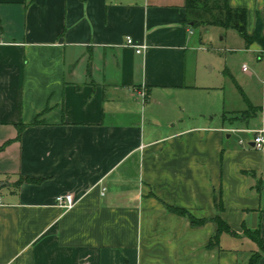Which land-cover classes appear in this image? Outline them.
<instances>
[{"label":"crops","instance_id":"crops-1","mask_svg":"<svg viewBox=\"0 0 264 264\" xmlns=\"http://www.w3.org/2000/svg\"><path fill=\"white\" fill-rule=\"evenodd\" d=\"M229 2L252 34L264 0ZM188 18L185 0H0V264H250L264 79L256 111L227 106ZM217 215L239 235L208 247Z\"/></svg>","mask_w":264,"mask_h":264},{"label":"rangeland","instance_id":"rangeland-1","mask_svg":"<svg viewBox=\"0 0 264 264\" xmlns=\"http://www.w3.org/2000/svg\"><path fill=\"white\" fill-rule=\"evenodd\" d=\"M196 36H202L198 52L199 74L209 78L220 93L225 92L227 106L249 108L245 94L254 104H260L263 93L259 85L264 79V66L259 61L258 51L250 49L244 37L234 28L218 24H200L194 27ZM247 65V71L242 67ZM252 88L254 93H240L238 87ZM264 180V179H263Z\"/></svg>","mask_w":264,"mask_h":264},{"label":"trees","instance_id":"trees-1","mask_svg":"<svg viewBox=\"0 0 264 264\" xmlns=\"http://www.w3.org/2000/svg\"><path fill=\"white\" fill-rule=\"evenodd\" d=\"M35 0H30L33 2ZM85 1V0H83ZM185 6L191 16L188 18L189 22H193L194 26L200 24L211 25L218 24L228 28H234L244 37L248 45L252 43H258L264 48V17L261 12L257 15V22L255 30L252 34L248 32V10L245 7H233L229 0H185ZM244 95V94H243ZM249 112L243 113L244 115L250 114V112L256 111L251 103ZM36 124L40 121H36ZM26 127L25 124L19 126V136L22 130ZM42 179H34L28 176H22L17 184L22 182H41ZM172 212L179 215L186 216L193 226L202 225L206 219L195 217L188 210L179 207L169 206ZM217 224V231L212 236L208 247H213L219 244V238L222 233H230L232 235H239L236 231L219 216L214 218ZM244 235L254 241L259 246V251L255 252L250 264H255L264 253V239L261 237L260 229H250L246 225L244 226Z\"/></svg>","mask_w":264,"mask_h":264},{"label":"built area","instance_id":"built-area-1","mask_svg":"<svg viewBox=\"0 0 264 264\" xmlns=\"http://www.w3.org/2000/svg\"><path fill=\"white\" fill-rule=\"evenodd\" d=\"M126 44L134 47L137 53H142L144 49L146 48V45H137L131 36L127 37ZM243 69L245 71L248 70L246 64L243 65ZM142 95L145 96V93L143 92ZM255 147L259 150L264 151V138L262 136V131L257 132V136L255 138ZM56 203L60 208L64 210H70L74 208V206L76 205V199H75L74 194L67 193V194L57 196Z\"/></svg>","mask_w":264,"mask_h":264},{"label":"water","instance_id":"water-1","mask_svg":"<svg viewBox=\"0 0 264 264\" xmlns=\"http://www.w3.org/2000/svg\"><path fill=\"white\" fill-rule=\"evenodd\" d=\"M2 183H0V186H1Z\"/></svg>","mask_w":264,"mask_h":264}]
</instances>
